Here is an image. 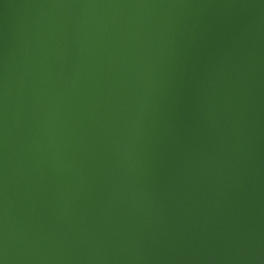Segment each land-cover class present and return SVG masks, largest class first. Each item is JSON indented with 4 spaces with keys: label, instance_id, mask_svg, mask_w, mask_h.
<instances>
[{
    "label": "water",
    "instance_id": "95a60500",
    "mask_svg": "<svg viewBox=\"0 0 264 264\" xmlns=\"http://www.w3.org/2000/svg\"><path fill=\"white\" fill-rule=\"evenodd\" d=\"M0 264H264V0H0Z\"/></svg>",
    "mask_w": 264,
    "mask_h": 264
}]
</instances>
